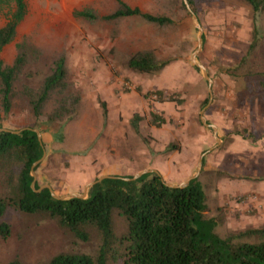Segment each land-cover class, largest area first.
<instances>
[{"label": "rangeland", "instance_id": "1", "mask_svg": "<svg viewBox=\"0 0 264 264\" xmlns=\"http://www.w3.org/2000/svg\"><path fill=\"white\" fill-rule=\"evenodd\" d=\"M191 1L123 0L172 21L158 26L137 16L102 20L117 9L115 0H25L26 15L1 59L11 65L23 40L40 56L16 81L3 128L38 131L45 153L34 172L40 188L57 196L82 194L101 176L125 180L143 170L179 185L196 174L202 158L197 178L216 233L224 238L264 226V11L253 13L243 0ZM82 11L94 19L78 16ZM6 13L0 10V27ZM197 25L204 38L199 51ZM142 51L170 63L154 75L133 72L127 60ZM60 57L66 86L49 96L35 119L26 92L38 90ZM195 63L206 69L210 85ZM155 91L163 93L161 100ZM72 99L78 100L70 107ZM62 101L72 110L48 123ZM150 113L165 123L150 124ZM134 114L142 117L137 129L130 124ZM243 130L257 141L232 134ZM168 145L174 149L165 152ZM113 219L119 234L123 222ZM2 223L9 234L0 231V264H44L60 254L94 255L98 248L95 236L80 241L39 214L8 209Z\"/></svg>", "mask_w": 264, "mask_h": 264}, {"label": "trees", "instance_id": "2", "mask_svg": "<svg viewBox=\"0 0 264 264\" xmlns=\"http://www.w3.org/2000/svg\"><path fill=\"white\" fill-rule=\"evenodd\" d=\"M115 2L117 9L102 20L137 16L158 26L172 23L167 17L153 16L132 8L123 0ZM243 2L253 13L264 11V0ZM187 3L191 5L192 1L187 0ZM0 10L7 12L5 24L0 27V106L3 114L0 115V218L8 209L39 214L53 220L59 228L80 241H87L90 235L98 241L94 255L60 254L44 264H264V226L231 232L221 238L216 233L215 219L206 216V197L198 178L180 189L168 187L158 172L145 174L135 181L111 176L91 187L84 199L57 200L48 189L37 192L40 187L36 183L32 189V166L43 157L44 145L32 129H22L17 134L4 129L3 118L11 111L16 81L29 64L38 60L40 53L23 40L16 46L17 54L12 64L5 65L1 51L14 40L17 26L26 15V3L25 0H0ZM77 15L87 19L95 17L87 11ZM254 46L252 42L248 53ZM169 63V60H158L151 51H142L132 54L126 66L139 74L154 75ZM65 77V59L60 57L43 77L38 90L26 92L27 103L35 119L40 117L49 96L65 88ZM152 94L158 100L163 97L161 91ZM75 100H71L70 107ZM167 100L175 101L171 96ZM175 102L181 104V99ZM69 108L66 101H62L47 122L60 120L64 113L72 110ZM102 110L105 118L104 104ZM141 120L140 115L134 114L130 124L137 129ZM149 122L159 126L165 123V119L150 113ZM232 134L251 142L257 141L254 134L245 135L246 130ZM173 149V145H168L165 152ZM39 167L36 165L34 172ZM114 216L123 222V230L119 234L115 232ZM0 231L6 237L9 226L0 224ZM10 264L22 263L14 261Z\"/></svg>", "mask_w": 264, "mask_h": 264}, {"label": "water", "instance_id": "3", "mask_svg": "<svg viewBox=\"0 0 264 264\" xmlns=\"http://www.w3.org/2000/svg\"><path fill=\"white\" fill-rule=\"evenodd\" d=\"M184 2H185V5L188 6L187 1L184 0ZM190 12H191V11H190ZM191 13H192V12H191ZM192 18H193L194 21L197 20L196 15H194L193 13H192ZM196 27L198 28L199 33H200V34H199V37H198V51H199V50L201 49L202 31H201V28H200L199 25H197ZM198 51H197V52H198ZM196 54H197V53H195L194 56H193V61H195V59H196V58H195V57H196ZM195 66L198 67V68H200V69L203 71V73H204V77H205V79L208 81V83H209V85H210L211 81L209 80V78H208V76H207L206 69H205L203 66H201V65H199V64H196V63H195ZM204 125H205L206 127H211V128L214 129L213 126H209V125H207V124H204ZM1 130H2V129H0V131H1ZM33 131L36 133L38 140L41 142L38 131H36V130H33ZM19 132H20V131H15V132H12V133L17 134V133H19ZM44 155H45V153H43V157L41 158V160L44 158ZM41 160H39L38 162H36V163L33 164V166H32V171H31V176L33 177V181H32V183H31V188H32V189L34 188V184H35L34 167H35V166H36ZM201 166H202V158H201L200 161H199V165H198V168H197V171H196V174H195V175L189 177L188 179H186L184 182L180 183L179 185H174V184H170V183H167L166 185H167L168 187H171V188H180V189L186 187V186L189 184V182H190L191 180L196 179V178L198 177V174H199V172H200ZM150 172H152V171H151V170H143V171H141V172L135 174L132 178H130V179H125V180H126V181H135V180H137L138 178H140L141 176H143V175H145V174H148V173H150ZM107 178H111V177H110V176H101V177H99L98 179L92 181L91 183H89V184L85 187V189H84V191H83L82 194H71V195H66V196H57V195H55V194L53 193L52 189H51L50 187H48V186H45V187H43V188H39V189L37 190V192H39V191H41V190H43V189H48L49 192H50V194H51V196H52L53 198L57 199V200H68V199H71V198L84 199V198L87 196L88 190H89L91 187H93L95 184H97V183H99V182H101L102 180H105V179H107Z\"/></svg>", "mask_w": 264, "mask_h": 264}]
</instances>
